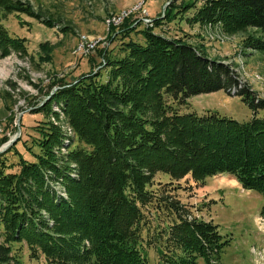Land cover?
<instances>
[{"label": "trees", "instance_id": "16d2710c", "mask_svg": "<svg viewBox=\"0 0 264 264\" xmlns=\"http://www.w3.org/2000/svg\"><path fill=\"white\" fill-rule=\"evenodd\" d=\"M9 2H17L18 11L42 17L21 0H0V9L9 10ZM130 17L121 23L126 37L140 22ZM189 20L220 22L227 32L250 28L244 46L264 52V0H211ZM159 23L154 18L139 30L145 44L128 38L121 57L98 50L109 69L105 82L96 78L99 74L54 81L49 100L36 111L50 112L51 104H58L80 146L65 143L50 123L37 140L41 152L35 161L20 158L12 169L0 158V264H11L7 243L13 241H24L48 264H147L143 207L161 198L148 188L157 172L196 182L229 173L243 189L264 196V117L256 116L264 99L248 88L236 91L253 111L247 121L210 111L179 113L191 96L230 92L239 80L228 66L197 48L154 33ZM49 46L47 41L39 44L46 53ZM11 49L26 52L25 39L10 36L0 23V55ZM60 145L68 148L66 155L55 151ZM56 184L67 197L56 193ZM161 203L172 216L156 242L163 247L164 264L219 263L228 240H222L218 225L191 215L176 200ZM259 214L264 217V205Z\"/></svg>", "mask_w": 264, "mask_h": 264}, {"label": "rangeland", "instance_id": "374dc122", "mask_svg": "<svg viewBox=\"0 0 264 264\" xmlns=\"http://www.w3.org/2000/svg\"><path fill=\"white\" fill-rule=\"evenodd\" d=\"M21 1L28 3L29 10L42 17L18 11L17 2H9V10L0 9V23L10 36L24 38L26 43V52L11 49L7 55H0V123L4 128V134L0 136V158L11 164L12 169L17 167L20 158L36 160L35 154L41 152L37 140L42 138L44 132L41 130H48L50 123L59 128L65 143L71 147L80 146L77 137L71 135L73 128L58 104L52 103L50 112L36 110L49 100L55 80L63 78L70 82L80 76L99 74L96 78L105 82L109 69L104 63V55L98 50L121 57L126 53L124 43L128 38L145 44L139 30L145 24L151 25L154 18L160 20L153 26L154 33L197 48L209 60L228 66L239 80V85L230 92L220 89L199 93L191 96L186 106L178 107L173 103L179 113L202 115L210 111L247 121L253 111L236 91L248 88L254 97L264 99V52L243 44L244 37L253 31L248 28L247 31L227 32L220 22L189 20L198 7L211 0ZM166 12L170 13L171 19ZM130 15L129 20L138 19L141 23L136 21L133 24V27L137 26L136 31L126 37L121 23ZM43 17L55 23L48 26L42 21ZM145 18L150 21L146 22ZM111 25L114 26L112 30ZM83 37L94 42L93 50L74 52ZM44 41L50 45L47 53L39 47ZM256 116L264 117V108L258 109ZM55 151L66 155L68 148L60 145ZM53 187L56 193L67 197L62 185ZM148 188L161 198L143 207L142 252L147 264H164L160 254L163 247L156 242L172 216L161 203L162 199L176 200L190 210L191 215L218 225L222 240H228V243L217 264H264V218L259 217L264 196L243 189L235 175L221 173L196 182L187 176L172 179L167 173L157 172ZM43 215L47 216V213L43 211ZM48 221L52 223L49 218ZM7 244L13 256L11 264H48L43 254L32 253L24 241ZM198 264L203 261L199 259Z\"/></svg>", "mask_w": 264, "mask_h": 264}, {"label": "built area", "instance_id": "2783aa9c", "mask_svg": "<svg viewBox=\"0 0 264 264\" xmlns=\"http://www.w3.org/2000/svg\"><path fill=\"white\" fill-rule=\"evenodd\" d=\"M144 20L146 22L150 21L148 18H145ZM93 47H94V42L91 40H85V38L83 37L80 45L77 47V50L74 52L87 53V52H90L91 50H93ZM3 131H4L3 125H2V123H0V136L4 134Z\"/></svg>", "mask_w": 264, "mask_h": 264}]
</instances>
